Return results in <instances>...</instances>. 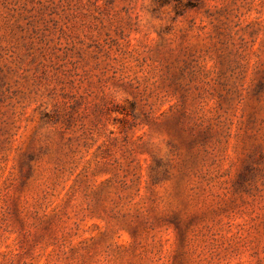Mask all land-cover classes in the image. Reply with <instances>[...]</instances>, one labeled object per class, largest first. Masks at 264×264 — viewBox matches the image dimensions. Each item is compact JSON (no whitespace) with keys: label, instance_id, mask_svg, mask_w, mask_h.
I'll return each mask as SVG.
<instances>
[{"label":"rangeland","instance_id":"obj_1","mask_svg":"<svg viewBox=\"0 0 264 264\" xmlns=\"http://www.w3.org/2000/svg\"><path fill=\"white\" fill-rule=\"evenodd\" d=\"M0 264H264V0H0Z\"/></svg>","mask_w":264,"mask_h":264}]
</instances>
